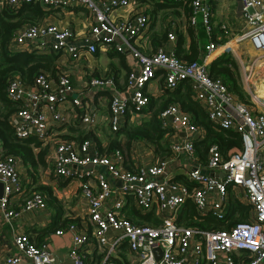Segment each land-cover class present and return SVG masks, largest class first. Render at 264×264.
I'll return each mask as SVG.
<instances>
[{
	"label": "built area",
	"instance_id": "obj_1",
	"mask_svg": "<svg viewBox=\"0 0 264 264\" xmlns=\"http://www.w3.org/2000/svg\"><path fill=\"white\" fill-rule=\"evenodd\" d=\"M30 1L47 6H82L89 16L83 37L84 51L92 53L98 43L114 51H127L137 60L136 70L127 74L121 91L114 87L111 75L88 74L85 81L88 91L107 88L106 118L110 131L123 125L128 111L138 116L142 113L148 101L144 88L150 79L161 78L168 90L174 89L179 81L187 80L207 118L218 129L237 131L241 147L224 156L216 144L211 143L206 148L204 160H200L194 152L193 141L201 136V128L177 103H170L158 112L160 125L171 129L169 153L149 162L143 161L137 171H130L123 166L122 150L100 152L92 133L97 124L96 113L82 99V90L72 85L68 73L56 62L57 71L53 76L39 71L30 84L13 75L5 90L8 99L21 103V107L8 117L14 134L21 138L34 136L39 141L35 151L44 147L45 165L39 176L76 179L86 211L78 222L53 231L54 234L70 233V245L63 261L54 262L46 242L34 243L27 234L12 230L17 253L29 258L31 264H84V253L91 252L92 244L93 249L103 253L99 264H116L107 256L114 255L123 246L133 255L131 264H234L243 262L244 258L245 264H264V98L251 94L254 105L246 104L237 99L220 78L208 75L204 59L186 62L172 51L175 30L182 28L183 23L192 27L198 23L209 31L211 11L205 0H191V13L186 19H170L164 42L148 54L141 52L137 42L149 23L146 4H139L137 0H0V4L18 6ZM236 1L245 25L239 38H247L253 49L264 54V0ZM117 9L126 14L114 15ZM71 40L68 27L41 19L20 26L9 46L25 49L29 42H34L42 48L39 52L56 53L55 61L75 60L82 48ZM204 48L210 56L229 47L226 41L216 44L208 40ZM239 64L249 71L253 61L240 60ZM250 75H245V83ZM67 102L77 108L76 118L70 124L83 130L79 139L61 137L54 132L63 128L60 124L67 120L64 109ZM177 156L185 159L181 163L186 183L171 180L166 174L170 159ZM20 165L21 159L13 154L0 156V217L7 223L22 212L46 208L43 195L37 191L24 196L17 206L9 205L10 199L23 190ZM229 193L248 206L245 220L219 229L178 221L186 201L192 206L189 218L197 220L209 214L224 220ZM128 201L137 213H151L158 221L154 224L131 222L122 212ZM65 214L77 218L71 213ZM19 259L18 254H8L4 262L16 264Z\"/></svg>",
	"mask_w": 264,
	"mask_h": 264
},
{
	"label": "trees",
	"instance_id": "obj_2",
	"mask_svg": "<svg viewBox=\"0 0 264 264\" xmlns=\"http://www.w3.org/2000/svg\"><path fill=\"white\" fill-rule=\"evenodd\" d=\"M190 1L137 0L139 4L147 5L146 12L150 20L149 28H154L150 33L153 48L164 41L169 27V20H166L163 27H155L154 21L158 13L162 19H166L168 13H172L175 18H179V14L182 13V18L186 19L191 13ZM45 13H47V10L38 1L24 2L18 6L0 4V156L13 154L19 157L26 167L28 176L32 177L34 181L45 165L43 159L45 149L44 147H39L35 151L34 147L39 146V141L34 136L21 138L14 134L8 117L11 112L21 107V103L8 99L5 89L8 80L13 75H17L23 83L30 84L33 76L39 71H46L49 75L55 74L57 71V65L54 62L55 53L37 52L34 49L28 48L12 49L9 46L10 39L20 26L38 22ZM182 28L176 32L172 51L174 56L186 62L202 59V56L206 53L204 44L207 42L209 35L210 39L216 44H221L226 39L225 37L216 39L211 28L207 33L198 23L194 27L183 23ZM206 69L210 77L220 78L237 99L246 102L247 93L240 81L238 61L229 51V48L222 50L211 58L206 63ZM162 91L165 97L160 102L148 96L147 104L141 110V112L145 113L143 117L130 120L128 114H126L125 121L118 130L110 131L108 129V132L105 134L104 145L95 136L100 152L112 149L124 150L129 147L132 141L144 139L151 144L156 157L161 158L166 156L169 153L167 136L170 134L171 129L160 125L158 112L170 103H177L179 108L189 115L190 120L201 128V136L193 141L194 152L200 160H204L206 148L211 143L216 144L224 156L231 150L240 149L241 140L239 133L232 129H218L214 126L195 99L187 80L179 81L172 90H168L162 85ZM80 133L82 134L77 137L78 139L82 137L83 130H80ZM178 180L186 183V180L182 176L178 177ZM61 181L65 182L62 179ZM30 190L42 194L46 205L52 212L50 220L43 228V234L53 232L56 228L64 229L66 225L78 222V218H72L66 214L62 215V203L59 202L49 186L37 183ZM184 205L186 212L184 213L183 210L178 215V221L209 229L227 228L235 221L245 220V213L248 209L247 205L230 199L228 202V212L225 214L224 220H218L209 215L201 216V219L191 220L189 217L191 216L192 206L189 201H186ZM126 206L127 204L123 207L122 212L133 223L140 224L141 222H146L154 224L158 221L157 217L151 213L140 214L135 209L133 210ZM102 256V252L93 251L91 257L85 255L83 258L84 264H98ZM107 259L114 261L116 264H129L122 254L107 256ZM245 261L244 258L243 262L234 264H245Z\"/></svg>",
	"mask_w": 264,
	"mask_h": 264
},
{
	"label": "crops",
	"instance_id": "obj_3",
	"mask_svg": "<svg viewBox=\"0 0 264 264\" xmlns=\"http://www.w3.org/2000/svg\"><path fill=\"white\" fill-rule=\"evenodd\" d=\"M205 3L209 6L211 11V16L209 20V31L211 28L216 39L225 37L226 39L224 41H226L229 39L228 37H232L231 40L235 42L240 35H234L238 31L245 29L244 21L240 14L239 2L236 0H205ZM43 6L47 10V13L42 16V19L46 21H54L60 26L68 27L71 32V41H74L76 46L82 48V53L77 59H63L59 61L54 60V62L59 65L60 69L68 73L72 85L76 89L82 90V99L84 100V102L86 101V103H89L94 109L97 117V124H95L94 136H97L101 141V144L104 145L105 134L108 132L106 118L108 114L107 88L102 90L93 89L91 91H88L87 89L85 90V81L88 79V74L111 75L113 78L114 87L118 91H121L124 88L125 78L127 74L130 71L136 70L138 65L137 60L127 51H114L113 49L105 48L104 46H101L98 43H96L95 49L92 53L84 51V49L86 48V42L83 40V37L86 34L89 25V16L88 12L82 6L73 4L63 6ZM159 11L161 12V10ZM125 14L126 13L121 9H117L114 11V15L116 16H123ZM179 15L180 17L178 18V20H182V13H180ZM172 18H175V16L172 13H168L166 20H169V28L170 19ZM180 29L183 28H179L178 30ZM152 30H154V28H149L148 23L146 30L143 32V35L141 37H138L137 39L138 48L141 50V52L145 54L150 53L155 48H153L150 39V33L152 32ZM178 30H175V38L176 32ZM208 40H211L210 35L208 36ZM231 40H229L228 42L226 41V44L231 43ZM26 48L35 49L38 52L42 50V48L37 47L34 42H29L26 45ZM216 54H211L209 56L205 53L202 56V59L208 62ZM56 58L57 54L55 56V59ZM239 61L240 60H238V62ZM254 65L255 63L253 62V66ZM255 68L256 67H253V71ZM242 74L243 76L246 75L244 71ZM50 76H53V74ZM162 85L163 84L161 78L154 77L146 83L144 92L147 94V96H151L155 98V100H158V102H160L165 97V94L162 91ZM64 106L67 120L64 123L60 124L63 125V128H60L59 130H54V132L60 134L61 137L67 136L77 138L82 133H80V129L74 128L70 124V121L76 118L77 108L73 107L69 102L65 103ZM127 114L130 120H135L137 118L140 119L145 115V113L142 112L138 116L133 111H128ZM181 135L182 133H179V136ZM170 138V135H168V142ZM122 152L124 153L123 166L124 168L130 171H137L143 161L149 162L155 158H158L154 155L151 144L145 141L144 139H137L132 141L129 147L127 149L122 150ZM184 160L185 159L180 156H177L173 160L170 159L169 164L167 166L168 173H166L170 177L169 179L179 181L178 177H184L183 170L185 168H183L184 164L181 163ZM18 168L23 190L21 193L15 195L10 199L9 205L11 207L17 206V204L22 201V198L26 196L29 191H31L30 189H32L33 186H36L37 183H41L49 186L52 189L53 194L59 200V202L62 203V215H65V213L68 212L71 213L73 216L77 217L78 219H80L81 216H85L86 211L82 207V199L79 197L78 185L76 183L77 181L75 178H69L68 180H65V182H62L61 179H52L50 176L44 179L41 177L42 174H40V176L36 175L37 178L34 181L32 177L28 176L26 172V167L24 166L22 161L21 165ZM203 171L208 172L207 170ZM106 177L108 178L107 174ZM108 180L111 179L108 178ZM113 184L118 185V182L113 181ZM227 197L228 201L225 207V214L228 212V202L230 199L241 203L234 195L232 196L231 193H229ZM127 205H129V208H132L129 201ZM183 210L185 213V205L183 206L181 212ZM51 215V209L46 205V208L41 211L22 212L18 217L13 218L9 223L5 222L0 217V264H5L4 257L8 254H18L20 259L16 264H31V260L29 258L17 253L16 248L14 247L12 242V230L27 234L29 239L34 243H39L42 241L46 242L48 244L49 251L52 253L54 262L63 261L65 259L67 249L70 245V233L68 231H63L61 234H54V232L43 234V228L50 220ZM89 250H91L89 254L84 253L88 255V257H91L93 255V251L98 252L95 248L93 249L92 244L90 245ZM115 254L124 255L125 260H127L128 263L131 264L133 255L127 250L125 246L120 247L115 252Z\"/></svg>",
	"mask_w": 264,
	"mask_h": 264
},
{
	"label": "rangeland",
	"instance_id": "obj_4",
	"mask_svg": "<svg viewBox=\"0 0 264 264\" xmlns=\"http://www.w3.org/2000/svg\"><path fill=\"white\" fill-rule=\"evenodd\" d=\"M198 20H199V16L197 15V21ZM165 22L166 19L160 18V14H158L157 18L154 21L155 27L157 26L163 27L165 25ZM242 31L243 30L238 31L234 36L240 35ZM228 38L229 39L226 40L227 42L232 39V37H228ZM226 45L229 47V51L237 59V61L241 60L243 62L245 61L249 62L250 60H252L255 63V65L254 66L252 65V67L248 71V70H243L238 62L240 81L247 93L248 101L246 100V104L253 106L254 102L252 100L251 94H256L259 97L264 98V54H262L259 51H256L255 49L254 50L251 49L253 47L248 42L247 38H239L235 42L231 40V43H227ZM253 67H256L254 71H253ZM243 71L245 72V74L251 73L246 83L244 81L245 75L243 76L242 74ZM141 223H145V222H141Z\"/></svg>",
	"mask_w": 264,
	"mask_h": 264
},
{
	"label": "water",
	"instance_id": "obj_5",
	"mask_svg": "<svg viewBox=\"0 0 264 264\" xmlns=\"http://www.w3.org/2000/svg\"><path fill=\"white\" fill-rule=\"evenodd\" d=\"M248 10H251V8L249 7ZM1 192H2V185H1V182H0V195H1Z\"/></svg>",
	"mask_w": 264,
	"mask_h": 264
}]
</instances>
